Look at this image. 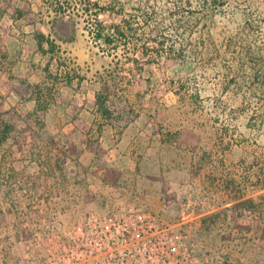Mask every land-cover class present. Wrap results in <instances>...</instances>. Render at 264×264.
Returning <instances> with one entry per match:
<instances>
[{
    "label": "rangeland",
    "instance_id": "1",
    "mask_svg": "<svg viewBox=\"0 0 264 264\" xmlns=\"http://www.w3.org/2000/svg\"><path fill=\"white\" fill-rule=\"evenodd\" d=\"M27 3L57 13L42 41L63 96L0 114L14 125L0 147V264H264V0ZM95 12L125 19L126 43L95 42ZM238 193L258 209H233ZM129 207L173 227L168 253L107 245L119 234L98 223Z\"/></svg>",
    "mask_w": 264,
    "mask_h": 264
},
{
    "label": "crops",
    "instance_id": "2",
    "mask_svg": "<svg viewBox=\"0 0 264 264\" xmlns=\"http://www.w3.org/2000/svg\"><path fill=\"white\" fill-rule=\"evenodd\" d=\"M57 18L55 11L48 17L35 15L27 0H0V114H19L21 108L30 112L37 103L56 105L61 101V70L54 65L56 57L43 41L41 50L38 47L39 39L51 40ZM135 156V152L126 153L124 167L135 166Z\"/></svg>",
    "mask_w": 264,
    "mask_h": 264
},
{
    "label": "trees",
    "instance_id": "3",
    "mask_svg": "<svg viewBox=\"0 0 264 264\" xmlns=\"http://www.w3.org/2000/svg\"><path fill=\"white\" fill-rule=\"evenodd\" d=\"M80 1V0H77ZM93 7L97 9L98 5L97 3H92ZM62 10V9H60ZM182 10V9H181ZM183 11V10H182ZM64 13V11H62ZM98 13H94V20H93V29L89 31L90 36L95 42H102L105 46H113L114 41H122L126 43L128 40V31L131 30L129 27V24L125 19H121L120 24H112V25H105L102 22L97 20ZM124 20V21H123ZM42 40L39 39L38 47L41 50L40 42ZM46 43L49 44L50 48L52 47L51 43L46 40ZM160 46L163 45V42L159 41L158 43ZM173 46H170V52H172ZM50 52V49L48 50ZM160 53H157V58H160ZM178 58V59H177ZM177 60L181 61L184 58L183 50L178 49L177 52ZM158 60V59H157ZM258 75V74H257ZM254 78H257V76H254ZM255 80V79H254ZM189 81H186L184 85L181 86V88L186 92V97L189 99V102L193 105V107L197 108L201 105V99H200V93L199 90L194 89L191 91V89L185 86H188ZM179 94V93H177ZM107 99L103 98L101 94H97L95 96V103L97 106V110L101 114L102 117H110L112 114L111 109L106 106ZM40 105L37 103L36 107L38 108ZM250 121V120H249ZM39 126L43 128L44 122L39 121ZM14 132V125L5 119H0V147L4 146L5 144L9 143L11 134ZM16 137L14 138V140ZM234 203H233V209L236 211L239 210H245L247 209L248 212H251L253 210H257L258 206L251 198H245L243 194L238 193V195H234ZM251 210V211H250Z\"/></svg>",
    "mask_w": 264,
    "mask_h": 264
},
{
    "label": "built area",
    "instance_id": "4",
    "mask_svg": "<svg viewBox=\"0 0 264 264\" xmlns=\"http://www.w3.org/2000/svg\"><path fill=\"white\" fill-rule=\"evenodd\" d=\"M102 224L98 223V226H101L103 230L116 231L119 234L117 239H109L107 245H115L120 242L123 246H127L131 241L143 246L155 243L164 245L165 253H168L172 240L179 238L173 234L172 226L163 223L156 214L141 207L121 209L117 214L113 213L107 218L104 217ZM158 233L163 236H159ZM157 235L159 237H156ZM165 259L166 257L161 255V261H165Z\"/></svg>",
    "mask_w": 264,
    "mask_h": 264
}]
</instances>
